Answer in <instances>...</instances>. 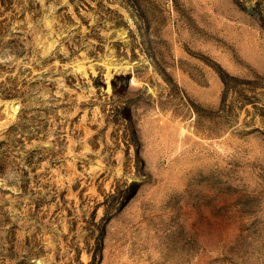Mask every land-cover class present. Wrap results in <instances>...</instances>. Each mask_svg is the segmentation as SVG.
Instances as JSON below:
<instances>
[{"label": "rangeland", "instance_id": "rangeland-1", "mask_svg": "<svg viewBox=\"0 0 264 264\" xmlns=\"http://www.w3.org/2000/svg\"><path fill=\"white\" fill-rule=\"evenodd\" d=\"M0 264H264V0H0Z\"/></svg>", "mask_w": 264, "mask_h": 264}]
</instances>
